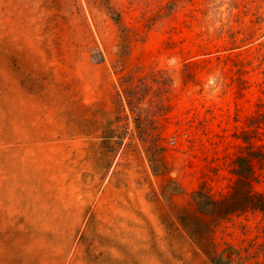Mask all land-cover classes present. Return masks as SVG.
Returning <instances> with one entry per match:
<instances>
[{"label": "rangeland", "instance_id": "1", "mask_svg": "<svg viewBox=\"0 0 264 264\" xmlns=\"http://www.w3.org/2000/svg\"><path fill=\"white\" fill-rule=\"evenodd\" d=\"M210 255L264 264V0H0V264Z\"/></svg>", "mask_w": 264, "mask_h": 264}, {"label": "trees", "instance_id": "2", "mask_svg": "<svg viewBox=\"0 0 264 264\" xmlns=\"http://www.w3.org/2000/svg\"><path fill=\"white\" fill-rule=\"evenodd\" d=\"M242 180H239L238 184H239V192L241 193V195L243 196V184L245 185L244 182H242ZM238 191V189H237ZM237 191L236 192H233V194L230 196V197H234V195H237ZM257 198H262V196H257ZM232 198L230 199L229 197H227L226 199L222 200V201H216V202H213L212 203V207L209 209V216H216L219 215V216H223L225 213L229 212L230 210H235L233 208H236L237 206H244V207H247V208H256L258 206H261L262 205V201H258L256 199V197H253V196H249V199L248 201H242V200H232ZM236 202V203H235ZM211 202L209 203H206L204 206H205V209L207 210L210 206ZM232 208V209H229ZM206 222V221H205ZM208 227V224L206 223V228ZM208 238V235L206 234L205 235V239ZM206 252H208L206 250ZM209 252L210 249H209ZM214 254V253H213ZM210 260L212 262H214V264H225L227 262V258L226 257H215V256H212L210 255L209 256Z\"/></svg>", "mask_w": 264, "mask_h": 264}]
</instances>
